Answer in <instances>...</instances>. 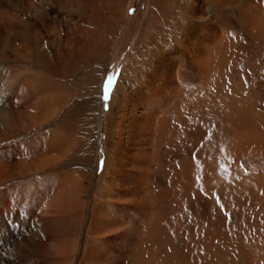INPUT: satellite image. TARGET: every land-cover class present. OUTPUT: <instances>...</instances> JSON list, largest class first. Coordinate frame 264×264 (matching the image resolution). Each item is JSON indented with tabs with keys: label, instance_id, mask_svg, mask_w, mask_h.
<instances>
[{
	"label": "rangeland",
	"instance_id": "rangeland-1",
	"mask_svg": "<svg viewBox=\"0 0 264 264\" xmlns=\"http://www.w3.org/2000/svg\"><path fill=\"white\" fill-rule=\"evenodd\" d=\"M121 1L124 3L123 9L126 7L128 10L124 30L123 26H119L116 31L113 29L112 33L110 32L109 38L116 42L111 54L109 53V63L102 67L104 70L97 82L99 87L87 89L82 74L88 70L97 73L100 64L96 66L93 58L82 60L80 55L78 58L75 50L69 54V50L64 48V42L70 38L74 28H84L88 32L93 29L100 31L106 29L107 25L103 22L105 6H102L104 2L106 5V1L99 0V5L81 7L84 10L79 12L70 6L69 1L64 4L62 0H0V18L6 13V24L4 18L0 19V39L1 37L4 41L5 37L8 39L12 15L23 34V45L28 46L30 42L35 48L31 58L25 61L23 59L24 62L21 63L15 62L7 58L9 49L0 40V114H7V120L16 128V132L13 133L0 122V264H185V258L191 260L190 264H209L210 255L196 251L192 244L210 247L212 251L228 249L231 251L233 247L226 244L228 242L226 237L237 235L230 231V227L232 222H236L235 224L240 222L241 214L236 216L230 212L231 215L226 213L228 205L226 206L225 202L230 196L229 187L236 180L241 185L246 179L251 180L260 172L264 173V152L250 153L248 148L246 152L243 151L244 148L231 144L229 128L225 123L206 127L202 124L197 128L199 133L195 137L188 135L176 141L175 130L166 123L163 125V122L167 120L171 110L179 112L182 109L181 104L171 96L165 101L151 94L146 95L135 110L136 122L133 120L132 123L129 122L126 138L111 147V153L120 156L119 165H110L111 169H116L113 182L108 181V174H101L105 158L103 149L106 139L105 121L112 105L111 92L116 86L119 73L148 11V0ZM262 1L264 3V0ZM44 5L46 7H43ZM119 8L121 10L122 6ZM73 20L76 21V25L72 24ZM3 27L8 28V33ZM120 30L121 34L118 36ZM35 35H38V38ZM10 42L11 40L7 45H10ZM57 52L65 57L69 55L70 58L68 68H65L67 73L64 80H57L53 75L58 67L54 55ZM113 73H116L114 83L109 99L105 101L104 84L107 77ZM138 79L135 88L140 85ZM55 84L60 86V93L64 96L66 104L55 119L40 124L39 120L44 117L43 109L51 107L54 102L52 95ZM29 86L33 89L30 90ZM34 93L39 95L38 98ZM82 112L89 114L88 136L80 134L83 130L78 116L80 117ZM37 116L41 118L37 119ZM58 119L64 122L60 142H54L51 147L46 148L49 149L47 152L50 159L54 160V165H49L38 171L39 173L33 170L25 175H17L30 157L40 156V152L46 154V150L42 149L45 141H41L39 135L53 130ZM83 124L85 127V123ZM95 126L94 153L92 138ZM121 130L122 127L117 126V136ZM254 131L259 132L260 127ZM81 137L83 139H80ZM83 144L86 146L85 149ZM162 144L170 150L165 154L164 160L158 162L164 175L163 183L151 188L149 187L151 177L146 174L148 172L146 166L147 162H155L156 148ZM64 149L69 151V154ZM94 159L97 161V169H91ZM193 164L198 167H192ZM188 170H199L197 173L200 178L197 181L190 178L191 184L187 188V185L182 186L184 184L182 181H185L184 176ZM49 176L54 179L52 185L56 187L55 190L67 186L60 184L63 177L66 179L69 176L67 179L79 184L74 192L77 198L74 204L80 206L78 210L75 209L77 213L71 214V209L68 208L70 211L63 209L64 204L61 203L63 200L50 209L45 206L54 190L50 183H45L41 187L33 185L35 193L30 198H26L27 193L20 194L18 186L23 180L45 179ZM99 187L112 190L113 197L105 202L107 211L104 215L92 213L95 203L100 200L104 202ZM160 198L163 202H159ZM149 210L157 215V219L146 226L143 217ZM133 216L139 224L135 231L137 233L132 232L129 225V220ZM204 222L212 224L214 228L215 235L211 239L207 235L195 233V227ZM217 222L222 223L221 227ZM90 227L100 229V237L96 240L94 234L89 235ZM150 229L157 232L160 230L159 234L160 236L164 234L165 240L163 241L160 236L155 237L154 234L153 237L143 234L141 236L146 238L143 245L157 242L161 249L147 254L133 252L132 248L141 242L136 236L141 230L144 232ZM253 239L264 242V230L255 229ZM250 248L253 253L251 256L254 258V253L258 249L255 245ZM263 250L264 246L260 247L257 258L264 255ZM251 256L244 257L238 264H254L251 263ZM231 264H237V261Z\"/></svg>",
	"mask_w": 264,
	"mask_h": 264
},
{
	"label": "bare ground",
	"instance_id": "bare-ground-1",
	"mask_svg": "<svg viewBox=\"0 0 264 264\" xmlns=\"http://www.w3.org/2000/svg\"><path fill=\"white\" fill-rule=\"evenodd\" d=\"M62 1L64 4L69 1L70 6L74 7V10L79 12L84 10L81 7L87 8L92 4L99 5V0ZM105 1L106 5L104 4L105 2L102 4V6H105L103 22L107 25L106 27L108 29L106 28L102 31L99 29H93L88 32L84 28H74L75 30L71 28L73 30L70 34L71 36L64 42V48L66 47V49L69 50V54L72 50H75L78 58L79 55L82 60L93 58L95 59L96 66H98L97 64H100L97 73L94 74L92 71L88 70L82 74L83 82L87 89L99 87L97 82L101 79L104 70L103 68L109 63V53L112 52L111 50L116 42V40L112 41L109 38V34L110 32L112 33L113 29L116 31V28L119 26H123L122 30H124V26L128 19V10L126 7L123 9L124 3H122V1ZM261 1L262 0H148L147 14L140 24L135 42L129 52L126 62L122 66L116 86L111 92L112 105L105 121L106 139L103 147L105 158L101 170V174H108L109 182H113L115 177L114 174L116 172V169H111L110 165L120 164L118 158L120 156L117 157L115 154H112L111 147L112 145L121 143L126 138L129 122L132 123V120L134 122L137 119V116H135V110L142 102V98L149 94L154 95L158 99H165V101L171 96V98H175V101L181 104L182 109L179 112L171 110L168 114L167 120L165 122L162 121L163 125L166 123L175 130L176 141L188 135L195 137L199 133L197 128H200L202 124H205L203 126L206 127L225 123L229 128L228 132L230 133L229 140L231 144L244 148L243 151H246L248 148V152L250 153L264 152V3ZM64 4L61 3L63 7ZM121 6L122 8L120 10L119 7ZM43 7L46 6L44 5ZM7 11L8 9L6 8L5 12ZM10 17H12V19L10 20L11 23L9 24V27H11L12 32L10 31L8 34V39L5 37L4 41L1 37L0 40L4 43V46L9 49V55L7 58L21 63L23 59L25 61V59L31 58L32 52L35 48H33V45L30 42L28 43V46L23 45V34L20 30V26L16 22L15 17L12 15ZM2 18H4V23L6 24V13ZM72 24L76 25V21L73 20ZM23 27L24 26H22V29ZM4 29L6 32L8 31L7 27ZM120 34L121 30L117 35L120 36ZM9 40H11L10 45H7ZM1 46L3 47V45ZM54 55L58 67L56 68V71L53 72V75L57 77V80H64L65 73H67V69L65 68H68L67 64L70 59L69 55L68 57H65L64 55L58 54V52ZM27 62L29 61L27 60ZM137 78H139L138 83L140 85L135 88V85H137ZM55 85H53L52 96L54 102H52V106H47L46 109H43L44 117L41 118V116H37V119L41 118V120H39L40 124H45L49 119H55L54 117L57 116L58 112H60L66 104L64 96L60 93V86L58 84ZM29 87L30 90L34 88L33 85V88H31V86ZM33 90H35V88ZM96 90L97 88L95 91ZM34 94H32V96H34ZM35 95H37V93ZM38 96L39 95H37V98ZM232 96L235 98H232ZM48 113L49 115H47ZM6 115L2 113L0 114V122L4 123L7 129L15 133L16 128L9 123ZM88 115L82 112L80 113V117L78 116V119L81 120L80 122H82L83 126H81V130L83 131L80 134L82 135L83 133L85 136H88L87 133L89 132L87 127L89 120ZM83 123H85V127ZM62 126L64 127L63 120L58 119V122L56 124L54 123L53 130L49 133L45 132L39 135V138L42 139L41 141H45L42 149L44 148L46 150L44 151L47 155L43 154V152L41 154L40 152V156L30 157L23 169L18 171V174L16 173L17 175H25L33 170L38 172L53 164L54 160L50 159L47 152L49 149L46 148L51 147L54 142H60ZM117 126L122 127L118 136ZM258 126L260 127L261 132L257 131L256 133L254 129ZM94 133V138H92L94 143L92 142V146L94 147L93 149L95 153L96 126ZM80 139L83 138L81 137ZM84 145L85 144L82 145L83 149L86 148ZM169 151L170 150L165 144L159 145L156 148L155 162H147L148 165L146 166V171L148 172L146 174H149L151 177L149 187L153 188L157 185H162L164 175H162L158 162L164 160L165 154ZM65 152L68 153L69 151ZM57 154L59 155L61 153ZM93 157L95 158V155ZM83 160L85 161V158ZM96 162L97 161L94 159L91 169H97ZM166 164L168 165V163ZM193 165L194 166L192 167L194 168L198 167L196 164ZM197 172H199V170L186 171L184 176L185 181H182V183L184 182L182 186L184 187L187 185L186 187L188 188L191 184L189 182L190 178H194V180L197 181L198 178H200ZM183 173L185 172L183 171ZM65 176L67 175L65 174ZM188 176L190 177L188 178ZM67 178L65 179L63 177L60 179V184L67 186L63 189L57 190H55L56 187L52 185L54 179L50 176L45 179L28 178L19 184V192H21L20 194L22 195L27 193L28 195L26 194V198H30V196L35 193L33 185L41 187L45 185V183H50L49 185H51L52 189L54 187L55 191H52V197L46 202L45 206L50 209L54 204H59L58 202L63 200L61 202L62 205L64 204L62 208L68 211L71 209V214H75L77 213L75 209L78 210L80 207L74 204L77 200L74 192L79 184ZM180 179L182 178L180 177ZM239 183L240 182L236 180L234 184H231L232 187H229L230 196L225 202V205H228V211L226 210V213L229 214L230 212L232 215L236 216L241 214L240 222L238 224L232 222L230 227V231L237 235L235 237L229 235V237H226V239L228 238V242L225 241L226 244L229 247H231V245L233 246L231 251L230 249L226 251H212V248L206 246L203 247L204 245L196 243L191 245L196 251L210 255L208 258L209 264H231L236 261L238 264V262L240 263L244 257L247 258V256L253 254L250 251V246L252 247V245H255L258 251L260 247L264 246V242H259L256 239H253L255 229L264 230V173L260 172V174L251 180L250 178L246 179L241 185H239ZM99 188L104 202H101L102 200H100L95 203L92 213L104 215L107 211L105 202L113 197L112 190L110 188ZM161 200L163 199L160 198L159 202H163ZM97 214L95 215L97 216ZM70 218L72 217L70 216ZM156 219L157 215L150 212V210L149 213L145 214L143 217L146 226L155 222ZM136 222L137 220L134 216L129 220L132 232H135L137 226H139ZM217 223V225H220L221 227L222 223ZM146 230H144V232L142 231V233L140 231V234L136 236L139 238L136 239L142 243H137V245L132 248L133 252L147 254L161 249L157 242H155L157 244L151 242L149 245L148 243L143 245L145 237L143 238L141 235L147 234L148 236L152 235L153 237L154 234L155 237L158 236L159 238V233H161L160 230L158 232L155 229V232L153 229ZM99 231L100 229L90 227L89 235L94 234V240H96L100 237ZM256 232L258 231L256 230ZM195 233H198V235H207L210 239L215 235L212 224L208 222L197 225L195 227ZM241 233L243 234L240 235ZM175 236L173 237L174 239ZM160 238L164 241V234L163 236L161 235ZM166 250H168L167 247ZM231 252L233 254H231ZM257 252L254 253V258L251 256V263L264 264V255L257 258ZM185 259V264H190L191 260L187 258Z\"/></svg>",
	"mask_w": 264,
	"mask_h": 264
},
{
	"label": "snow or ice",
	"instance_id": "snow-or-ice-1",
	"mask_svg": "<svg viewBox=\"0 0 264 264\" xmlns=\"http://www.w3.org/2000/svg\"><path fill=\"white\" fill-rule=\"evenodd\" d=\"M115 75H116V73H113V74L109 75L107 77V80H106L105 84H104L103 99L105 101H107L109 99V94L111 92L112 85L114 83Z\"/></svg>",
	"mask_w": 264,
	"mask_h": 264
}]
</instances>
